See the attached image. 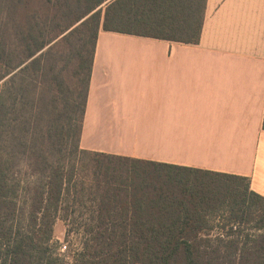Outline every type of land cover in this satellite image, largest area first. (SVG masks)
Segmentation results:
<instances>
[{"label":"trees","instance_id":"trees-1","mask_svg":"<svg viewBox=\"0 0 264 264\" xmlns=\"http://www.w3.org/2000/svg\"><path fill=\"white\" fill-rule=\"evenodd\" d=\"M206 4L0 0V264H264L249 178L81 147L100 31L199 44Z\"/></svg>","mask_w":264,"mask_h":264},{"label":"crops","instance_id":"crops-1","mask_svg":"<svg viewBox=\"0 0 264 264\" xmlns=\"http://www.w3.org/2000/svg\"><path fill=\"white\" fill-rule=\"evenodd\" d=\"M81 147L247 177L264 196V0H207L195 45L101 30Z\"/></svg>","mask_w":264,"mask_h":264},{"label":"rangeland","instance_id":"rangeland-1","mask_svg":"<svg viewBox=\"0 0 264 264\" xmlns=\"http://www.w3.org/2000/svg\"><path fill=\"white\" fill-rule=\"evenodd\" d=\"M75 40V39H73ZM67 226L64 224L63 221H59L56 225V231H55V238L57 241L60 242L62 247L67 246L66 251H71V254H73L76 250H78L81 246V238L80 236L74 234L67 238ZM61 247V249H62ZM65 251V252H66ZM61 253L62 252L61 250ZM67 260H72V255L67 254Z\"/></svg>","mask_w":264,"mask_h":264},{"label":"built area","instance_id":"built-area-1","mask_svg":"<svg viewBox=\"0 0 264 264\" xmlns=\"http://www.w3.org/2000/svg\"><path fill=\"white\" fill-rule=\"evenodd\" d=\"M66 249H67V246H64V247H62V252H65L66 251Z\"/></svg>","mask_w":264,"mask_h":264}]
</instances>
